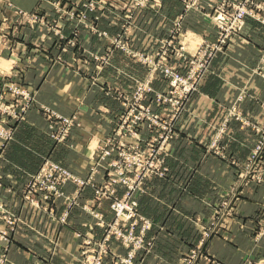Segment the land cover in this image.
Instances as JSON below:
<instances>
[{"label": "rangeland", "instance_id": "1", "mask_svg": "<svg viewBox=\"0 0 264 264\" xmlns=\"http://www.w3.org/2000/svg\"><path fill=\"white\" fill-rule=\"evenodd\" d=\"M253 1L264 4V0ZM180 2L181 11L172 21L168 33L160 39L157 48L149 53L134 49L131 44L136 28V15L140 10L159 11L163 7L162 0H0V158H3L7 145L15 139L19 125L28 121L32 109L36 108L39 111L47 134L56 143H68L72 132L81 131L84 127L82 118L77 114L65 115L39 102L36 86L28 82L30 68L28 62L36 57L35 54H41L48 62V67L55 65L68 67L85 75L94 85H103L101 87L104 88L103 91L117 99L122 109L111 135L99 141L95 137L92 142L79 148L80 152L87 153L93 160L86 176H80L55 161L50 155H44L40 168L29 174L17 193L26 202L45 211L52 219H57L64 225L68 222L70 209L80 205L78 198L87 187L93 189V198L97 202L109 200L113 211L114 199L129 198L128 187L123 184V177L129 176L136 184V189L131 195V198L138 201L136 217L142 216L151 224L144 228V220L137 219L134 233L136 235L142 233L145 245L134 251L133 264H137L134 261L138 254L145 256L151 251L155 239L149 237L154 223L141 213L140 198L146 193V182L149 179H167L170 175L168 159L175 155L173 143L179 137L176 125L178 120L187 110L192 95L199 91L202 82L212 71L214 59L226 52L232 40L241 36L247 19L252 18L264 25L255 16L247 15L243 28L239 32H231L221 49H218L216 47L219 46L222 30L216 21V9L225 4L226 9L232 11L234 5L240 6L244 0H180ZM191 11L205 14L215 24L214 40L204 39L199 33L185 27V19ZM105 13L113 14L118 20V27L113 32L100 27ZM257 16L264 19V9L258 10ZM83 29L97 36L99 41L106 40L102 53L91 50L86 41L81 40ZM115 51L123 52L127 57L146 67L143 78H132L135 83L132 91L114 88L113 84L101 79L102 71L113 65ZM259 62L254 69L264 78V50L260 54ZM174 74L180 75L182 81L174 79ZM157 79L164 84L162 89L154 86ZM245 93V90H242L236 102L228 108L225 121L217 129L207 148L208 152L223 158L233 168V182L216 197L220 198L218 203H209L213 210L209 221L203 223L199 215L193 219L194 224L195 222L200 224V239L176 264L195 254L193 264H199L201 260L216 262L212 254L204 248L205 242L215 236L229 237L223 231L235 216L239 202L245 199L246 191L250 187L256 188L264 184V124L250 120L239 108L238 102L244 99ZM140 106H144L146 110L143 111ZM234 120L240 122L242 126L250 127L258 134L255 146L244 159L233 155L227 151L225 145H221V137L226 127ZM143 131L146 132V136ZM102 147L105 148V152L102 151ZM121 151H124L123 155ZM56 166L67 170L72 177L65 180L60 178L59 172L53 170ZM196 172V166H191L188 175L178 181L180 193L189 191ZM100 174L103 180L97 181L96 176ZM1 184L0 182V186ZM52 184H56V190L50 188ZM68 184L75 186L74 193L66 191ZM60 199L65 201L66 210L58 215L57 200ZM0 203L6 209V212H0V259L4 255L6 257L4 264H8L10 261L8 253L14 233L24 221L7 203L1 199ZM82 207L97 219L96 225L103 227L104 232L101 238L79 234L81 264L87 236L94 240H101L106 236V228L104 224H100L98 216H101L105 224L114 221V211L112 219L106 221L100 213L92 210L89 204H83ZM3 230L7 231L6 237L2 235ZM129 230L130 227L127 231ZM251 237L254 243L263 242V245L260 250L248 251L242 264H264V207H261L260 217L254 224ZM114 241L126 248L127 254L134 249L133 244L126 247L120 239L111 234L108 245L112 248ZM118 256V253L117 257L107 254L104 261L106 264H126L120 260V257L124 256Z\"/></svg>", "mask_w": 264, "mask_h": 264}, {"label": "crops", "instance_id": "2", "mask_svg": "<svg viewBox=\"0 0 264 264\" xmlns=\"http://www.w3.org/2000/svg\"><path fill=\"white\" fill-rule=\"evenodd\" d=\"M162 1L163 7L159 11L137 12L131 39L134 49L153 52L181 11L180 0ZM117 22L113 14L105 13L100 27L113 32L118 27ZM184 24L204 39L216 38L215 24L205 14L191 11ZM82 33L81 40L86 41L91 50L103 52L106 40L99 41L86 29ZM263 50L264 25L248 18L241 36L232 40L226 52L214 59L212 71L199 91L192 95L187 110L176 124L179 137L173 143L175 155L168 159L169 177L149 179L146 193L140 198L141 213L154 223L149 237L155 239L151 251L145 256L138 254L134 263L176 264L200 239V224H194L193 219L199 215L203 223L209 221L213 211L209 203H218L220 198L216 197L229 188L234 178L233 168L223 158L208 152L207 148L225 121L228 108L236 102L242 90L246 93L238 102L239 108L250 120L264 124V78L254 69L260 63ZM35 55L34 61L28 62V82L36 86L39 102L65 115L77 114L84 127L81 131H73L68 143H56L47 134L42 116L35 108L31 110L28 121L19 125L15 139L7 145L3 158H0V199L24 221L14 233L8 264H81L79 234L101 238L104 232L103 227L96 225L97 219L82 205L89 204L92 210L110 221L113 217L110 201L103 199L97 202L93 198V189L87 187L78 198L80 205L70 209L67 224L61 225L45 211L26 202L17 191L23 187L29 174L40 168L44 155H50L76 174L86 176L93 160L79 148L95 137L99 141L111 135L122 110L121 104L103 91V85H94L85 75L68 67H48L41 54ZM112 63L102 71L101 79L120 90L132 91L135 84L132 78H143L146 74L143 64L121 51H115ZM154 86L162 89L164 84L157 79ZM257 139L258 134L250 127L234 120L226 127L221 145L244 159ZM191 166H196L197 172L189 191L182 194L178 190V181L188 175ZM96 180L102 181V174L97 175ZM66 191L74 193L75 186L68 184ZM263 197L264 184L246 191L245 199L239 202L235 216L223 231L229 237L215 236L204 244L217 261L201 260L199 264H242L248 251L261 249L263 242L254 243L251 236L261 207H264ZM64 210L65 201L57 200V214ZM113 244L120 256L127 254L119 242L114 241Z\"/></svg>", "mask_w": 264, "mask_h": 264}, {"label": "built area", "instance_id": "3", "mask_svg": "<svg viewBox=\"0 0 264 264\" xmlns=\"http://www.w3.org/2000/svg\"><path fill=\"white\" fill-rule=\"evenodd\" d=\"M264 9L263 3H256L253 0H244L240 6L234 5V9L229 11L226 9V5L222 4L216 9L215 16L218 25L220 26L222 33L219 40V46L216 48L221 49L222 45L226 42V38L231 32H239L244 24H245V17L247 15H253L257 19L261 20L264 23V19H261L257 16V11ZM167 72L169 70H166ZM173 73V72H172ZM173 78L179 81H182V77L178 74H174ZM144 92H142V96ZM140 108L144 111L146 108L144 106H140ZM156 116V114H155ZM102 151L105 152V148L102 147ZM124 154V151H121V155ZM53 170L59 172V177L63 178V180L72 177V175L67 171L64 170L60 166L53 167ZM123 172L120 174L122 175ZM123 184L128 187L127 196L129 198H116L112 203V209L114 211V221L111 223L105 224L101 216H98L100 219V224H104L105 226V235L101 240H94L93 238L87 236L85 239L84 246H83V264H106L104 261V256L107 254H113L117 257V253L114 248L108 245V240L113 234L116 238L120 239L124 246L131 247L130 245L133 244L134 249L127 254V256L120 257L121 262L126 264H133L134 258V251L137 248H140L145 245L143 240L142 233L136 235L134 233V227L138 222V218H142L145 222V227L151 225L148 219H145L142 216L137 215V206L138 201L136 198H131L133 191L136 189V184L131 181L129 176L123 177ZM51 189L56 190V184H52L50 186ZM0 212H6V209L3 208V205L0 203ZM9 221L12 223V218L9 216ZM128 227L130 230L127 231ZM143 228V229H144ZM3 237L7 236V231H2ZM120 256V255H119ZM118 256V257H119ZM196 254L190 258H186L183 262L179 264H193ZM6 257L0 259V264L5 263Z\"/></svg>", "mask_w": 264, "mask_h": 264}]
</instances>
